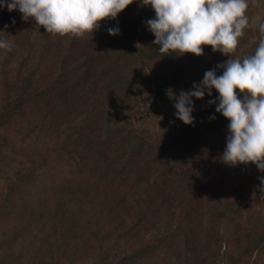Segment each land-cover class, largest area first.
<instances>
[{
    "label": "rangeland",
    "instance_id": "obj_1",
    "mask_svg": "<svg viewBox=\"0 0 264 264\" xmlns=\"http://www.w3.org/2000/svg\"><path fill=\"white\" fill-rule=\"evenodd\" d=\"M214 1L230 32L199 28L194 0H0V264H173L171 229L178 264H264V0ZM208 101L231 127L217 149ZM18 175L50 195L10 208Z\"/></svg>",
    "mask_w": 264,
    "mask_h": 264
},
{
    "label": "trees",
    "instance_id": "obj_2",
    "mask_svg": "<svg viewBox=\"0 0 264 264\" xmlns=\"http://www.w3.org/2000/svg\"><path fill=\"white\" fill-rule=\"evenodd\" d=\"M194 1H195V3L192 4L191 8H192V10L193 9L196 10L198 13L197 14L192 13V14L196 18H200L199 19V21H200V25H199L200 27L199 28L208 29L210 26L211 28L216 27L220 31L230 32V21L227 19L228 17L226 18V12H225L226 10L224 9V7H225L224 5L219 4V3L215 2L214 0H194ZM229 19H231V18H229ZM190 20H193V17H190L189 19H187L185 17L184 18L178 17L177 25L179 27H182L181 31H183V32H185V30L189 31L188 29H190V25L188 22ZM76 36H78V35H75L74 33L70 36L71 40H70L69 45L74 46L75 44H78ZM111 49H113V47H111ZM141 53H142L143 58H145V60H147L149 57L162 59L166 55L165 51H163V50H153L150 48L141 49ZM164 60L165 59H162L163 63L166 62ZM170 61L171 62H167V63H169V68L170 67L172 68V72L169 71V73L171 74V76L169 78H168V75H166V74L159 73L158 71L156 73L153 72L154 77H152L153 78L152 82L157 83V86H158L156 89L157 97H162L163 95L166 94L167 91L169 93L172 86L175 84H178L182 78V75L180 72L174 71V67H175L174 63H176V61H173V63H172V60H170ZM217 66H216V62H214V58L209 57L208 59H206L204 61V65H203L202 70H201L202 75L204 77L207 75L211 77L214 74H219L221 71ZM180 68L182 69V74L184 76L188 75L187 70L183 69L182 67H180ZM69 72H70V75L73 74L72 70L67 71V69L64 71V74H67ZM89 74H90V78H91V73H88V75ZM156 74H158V76ZM164 76H166L167 78L163 79ZM78 82H79L78 80H75V83L77 85H79ZM230 91L231 90H229V92ZM226 95H227V90H226ZM209 103L210 102L208 101L206 105H208ZM210 106H212V105L206 106L199 114H197V116H195V120L202 122V124L204 126V127L202 126L203 132H205V133H206V128L211 127L212 124L214 125L216 130H214V131L211 130L210 135H214V140L216 141V143L213 144V146H214V149H217L220 146L224 145L225 143L227 144L228 142H230L231 137H230V131L229 130L231 129V127L227 126L226 131H225V125L224 126L222 125L220 127V125H218V123H217L219 120L217 119L216 116H214L212 114V112L210 110ZM5 107L8 108V105H5ZM1 115H3V113H1ZM203 116L205 117V119L203 118ZM263 121H264V118H263ZM225 150H230V148L225 149ZM240 159H241V156H240ZM59 174H61V173H59ZM17 178L19 180H17L14 184H11L8 182L9 188H8V192H7V201H9V203H11L10 208L16 209V207H19L18 209L20 210L21 207L22 208L27 207L28 209H30V208L38 205V203L41 204V201L50 195L49 194L48 196H45V194H46L45 190L33 191L32 193L36 194V196H30L31 193L27 195L26 191L21 190L20 180H23V178L19 177V175L17 176ZM50 178L53 179L54 182H58V183L60 182L59 179L52 178V177H50ZM24 179H26V178H24ZM25 183H27V182H25ZM25 183H22V184H25ZM63 184L64 183L62 182V185ZM34 188L38 189L37 183H35ZM62 191H63V188H62ZM51 193H53V192H51ZM38 199H40L41 201L40 200L38 201ZM31 202H33V203H31ZM36 202H38V203H36ZM175 230L174 229L170 230V234L172 236H173L172 232H174ZM170 234H167V235H161L160 234V236L158 237V241H159V243H161L160 249L159 250L157 249V251L155 253H156V255L159 256L160 253L165 248H167L169 251H172L173 257L171 260H173V264H178L177 263V258H178L177 254L183 255V252L180 249L181 244L176 243L177 242L176 239L171 237ZM263 234L264 233H258L256 235V239H257L256 242L261 241L263 239V237H264ZM132 239H131L132 241H135V239H136L135 235H133ZM140 252L143 253V251L139 250L138 248L135 251H133L131 253V254H133V256L130 255L128 257L127 263H129V262L131 263L137 258L143 262L144 261V255H141ZM3 261H4V259L0 257V263ZM50 264H55V263H50Z\"/></svg>",
    "mask_w": 264,
    "mask_h": 264
}]
</instances>
